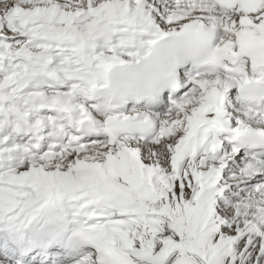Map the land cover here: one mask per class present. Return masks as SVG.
<instances>
[{
    "label": "snow or ice",
    "instance_id": "1",
    "mask_svg": "<svg viewBox=\"0 0 264 264\" xmlns=\"http://www.w3.org/2000/svg\"><path fill=\"white\" fill-rule=\"evenodd\" d=\"M0 264H264V0H0Z\"/></svg>",
    "mask_w": 264,
    "mask_h": 264
}]
</instances>
